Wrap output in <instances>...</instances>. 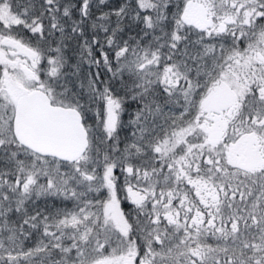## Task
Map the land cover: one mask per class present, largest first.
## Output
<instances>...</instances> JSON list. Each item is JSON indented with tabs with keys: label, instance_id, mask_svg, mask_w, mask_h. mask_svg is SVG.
Segmentation results:
<instances>
[{
	"label": "snow or ice",
	"instance_id": "snow-or-ice-1",
	"mask_svg": "<svg viewBox=\"0 0 264 264\" xmlns=\"http://www.w3.org/2000/svg\"><path fill=\"white\" fill-rule=\"evenodd\" d=\"M0 66V264H264V0H0Z\"/></svg>",
	"mask_w": 264,
	"mask_h": 264
},
{
	"label": "flooded vegetation",
	"instance_id": "flooded-vegetation-1",
	"mask_svg": "<svg viewBox=\"0 0 264 264\" xmlns=\"http://www.w3.org/2000/svg\"><path fill=\"white\" fill-rule=\"evenodd\" d=\"M127 118H128V113L126 112V113L124 114V119L127 120ZM119 184H120V182H118V194L122 195V192H120V190H119ZM101 195H103V194H101ZM121 207H122V209L124 210V212H125L126 214H131L132 216L135 215V209H134V206L131 205L130 202H128V201H124V200L122 199ZM208 243L215 244L216 241H215L214 238L209 237V238H208Z\"/></svg>",
	"mask_w": 264,
	"mask_h": 264
},
{
	"label": "trees",
	"instance_id": "trees-1",
	"mask_svg": "<svg viewBox=\"0 0 264 264\" xmlns=\"http://www.w3.org/2000/svg\"><path fill=\"white\" fill-rule=\"evenodd\" d=\"M37 2H38V0H37ZM73 2H75V0H73ZM23 35H24L26 38H30V36H31V34L27 32V30L24 31ZM85 67H87V66H85ZM69 204H70V202H69Z\"/></svg>",
	"mask_w": 264,
	"mask_h": 264
},
{
	"label": "rangeland",
	"instance_id": "rangeland-1",
	"mask_svg": "<svg viewBox=\"0 0 264 264\" xmlns=\"http://www.w3.org/2000/svg\"><path fill=\"white\" fill-rule=\"evenodd\" d=\"M0 67H2V66H0Z\"/></svg>",
	"mask_w": 264,
	"mask_h": 264
}]
</instances>
